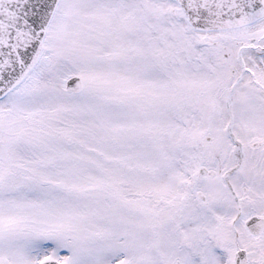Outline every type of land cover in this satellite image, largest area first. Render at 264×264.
I'll list each match as a JSON object with an SVG mask.
<instances>
[{
  "label": "snow or ice",
  "instance_id": "1",
  "mask_svg": "<svg viewBox=\"0 0 264 264\" xmlns=\"http://www.w3.org/2000/svg\"><path fill=\"white\" fill-rule=\"evenodd\" d=\"M0 264H264V0H0Z\"/></svg>",
  "mask_w": 264,
  "mask_h": 264
}]
</instances>
